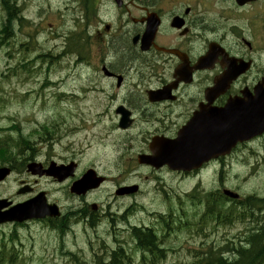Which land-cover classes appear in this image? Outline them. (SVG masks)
Here are the masks:
<instances>
[{"label": "rangeland", "instance_id": "rangeland-1", "mask_svg": "<svg viewBox=\"0 0 264 264\" xmlns=\"http://www.w3.org/2000/svg\"><path fill=\"white\" fill-rule=\"evenodd\" d=\"M22 1L25 14L34 22L27 28L18 26L17 33L15 27L16 38L13 37L0 50V129L4 130H0V136L17 140L24 135L30 139L32 149L18 155L16 150L20 145L12 148L14 157H18L16 169L0 183V197L22 202L45 190L49 191L51 200L59 199L63 206L80 205L78 199L68 198L52 179L28 173L20 163L22 157L46 163L50 159L58 162L74 160L78 163L76 178L87 169L95 168L112 176L114 186L121 181H136L137 177L132 175L138 171L130 166L129 160L136 156L144 143L135 132L130 135L116 127L118 115L116 102L111 100L114 94L112 84L103 79L99 70L93 72L83 68L82 59L76 60V54L63 53L67 36L82 30L80 0ZM39 10H43V21L35 19L40 15ZM13 40L12 55L8 58L4 51ZM27 40L30 46H26ZM138 67V63L135 64L129 74L135 85L123 88L119 96L127 90L138 93L143 86L156 80L152 72L149 74L144 68L143 77L138 76ZM91 88L96 89L92 91ZM63 92L65 94H61ZM14 126H19L21 131L12 129ZM253 147V152L246 149L231 157L225 170L203 171L194 181L167 173L142 180L143 190L133 199H116L112 184H107L108 189L104 187L91 199L103 201L105 208L110 206L112 213H117L119 226L108 224L98 233L89 228L82 231L78 227L77 231H70L62 237L43 223L17 228L10 224L2 226L0 249L5 243L7 253L4 260L0 258V264H95L97 257L108 260L111 250L106 249L117 247L118 240L129 235L128 228L120 223L121 217L127 213L131 223L153 225L162 224L161 213L166 217L172 210L173 224L189 222L193 225L174 229L177 235L168 242L175 244V248L169 250L166 259L159 264H192L209 248L220 249L224 239L238 243L247 236V228L257 224L251 223L253 210L247 208L248 197H264V138L253 143ZM21 180L28 182L33 191L18 194ZM224 187L240 193L243 204L224 198L220 201V208H229L226 220L231 214L230 209H236L235 214H231V221L225 223L212 218L199 225L207 208L208 194L214 193L210 197L213 202L219 200L218 191ZM256 215L264 217V212ZM14 230L17 239L11 241L10 233L13 234ZM11 257L14 258L12 262ZM138 260L136 256L135 262Z\"/></svg>", "mask_w": 264, "mask_h": 264}, {"label": "flooded vegetation", "instance_id": "flooded-vegetation-1", "mask_svg": "<svg viewBox=\"0 0 264 264\" xmlns=\"http://www.w3.org/2000/svg\"><path fill=\"white\" fill-rule=\"evenodd\" d=\"M9 9L17 18L14 6ZM14 31L0 34V50ZM14 40L4 51L8 58ZM82 61L101 64L103 79L114 89L118 119L120 107L130 112L129 127L121 129L118 122L116 127L143 139L130 159L139 181L161 173L188 177L195 171L173 170L157 160L140 163L138 156L163 153L166 141L184 137L195 140L196 153H205L228 133L231 109L226 108L232 100L243 106L233 107V115L256 114L264 91V0H82ZM137 63L138 76L145 69L156 80L119 96L135 85L129 74ZM150 90L158 91L155 99ZM85 201L79 210L82 227L98 231L103 220Z\"/></svg>", "mask_w": 264, "mask_h": 264}, {"label": "trees", "instance_id": "trees-1", "mask_svg": "<svg viewBox=\"0 0 264 264\" xmlns=\"http://www.w3.org/2000/svg\"><path fill=\"white\" fill-rule=\"evenodd\" d=\"M6 7L11 19V16L14 15L13 11L9 9L10 6H8L7 3ZM15 11L17 12L16 8ZM9 28L10 22L4 26L0 34H3L4 32L6 33ZM72 48L79 51L80 43L74 42ZM12 129L20 130V127L14 126ZM21 136L22 138L19 139L18 143H12L13 140L10 136H5V140L0 138V140L4 142L3 144H0V156H5V161L17 160L18 157L15 158V153H12L13 147L20 145V148H17L19 150L16 152L19 155L23 154V151L32 149L29 145L30 139L24 135ZM26 145L27 147L25 148ZM26 160V157H22L23 166L25 165ZM217 206V200L214 202L212 201L211 208H208L206 218L209 219L211 217L216 221L220 219L225 223L230 222L235 211L232 210V215L229 214V219L226 220L227 216L220 214V210L217 209ZM129 215L130 214L127 213L121 218V221L127 226L129 231V243L126 244L129 246L126 247V245H122V242H118L119 244L116 249L109 254L108 260H104L102 257H97L95 264H157L158 260L164 257L166 258L168 252L167 249H162L159 244L154 242V238L158 239L159 237L158 232L156 231L158 229L155 227L145 228L144 226H137V224L130 222ZM55 224V227L59 228L61 232L63 231L64 226L66 227L64 218L62 220H56ZM170 226L171 220L168 217L164 218L162 221V230L164 231V234ZM182 226L183 228H191L193 225L186 222ZM14 238L17 239L15 233L12 234L11 241H13ZM233 243L234 241L229 239L222 240L220 249L209 248L204 252L203 256L200 257V260L194 261L192 264H264V227L255 230L252 229L247 233V236L244 239L239 240L236 244ZM226 244L228 245L226 246ZM6 250V244L3 243L0 249V254H6ZM136 256L139 258L137 262H135Z\"/></svg>", "mask_w": 264, "mask_h": 264}, {"label": "water", "instance_id": "water-1", "mask_svg": "<svg viewBox=\"0 0 264 264\" xmlns=\"http://www.w3.org/2000/svg\"><path fill=\"white\" fill-rule=\"evenodd\" d=\"M262 119H264V112ZM246 123V119L244 120V124ZM255 122H247L246 124H253ZM233 135L226 137V143H228ZM235 140V139H234ZM179 147V146H178ZM190 156L191 158H195L196 156L189 155V154H182L179 156V159L176 161L177 168H181L182 166L189 164L190 167L193 166V162L185 161V158ZM215 155H210V157H213ZM208 157V158H210ZM145 161V158L144 160ZM188 167V168H190ZM76 168L75 164H71L69 166L61 165L59 167L57 166H51L47 170L42 169V165L38 163H31L28 165V170L31 171L33 174H39L40 176L46 174V175H52L54 177H57L59 180H64L66 177L73 175V172ZM10 172V169L8 168H0V181L4 179ZM102 181L101 178L95 179L94 172H88L83 178L78 180L74 183L72 187V191L80 193L90 187H97L100 182ZM28 188L25 187L21 189L20 192L27 191ZM130 190V189H127ZM124 192V191H121ZM226 194L236 197L237 195L226 191ZM12 204L11 201H8L7 199H0V223L8 222V221H24L27 219L32 218H43L47 215H58L59 210L56 205H50L47 203L45 193L42 192L35 198L26 201L25 203L18 204L15 206L8 208ZM5 209V210H4Z\"/></svg>", "mask_w": 264, "mask_h": 264}, {"label": "bare ground", "instance_id": "bare-ground-1", "mask_svg": "<svg viewBox=\"0 0 264 264\" xmlns=\"http://www.w3.org/2000/svg\"><path fill=\"white\" fill-rule=\"evenodd\" d=\"M252 204H253V207H254V210H255V214H254L253 217H252L251 223L253 224V223H258V222H260V221H264V217H262V216H257V215H256L258 212H264V207H260V206L258 205V202H257V201H253ZM261 227H264V223H263L260 227H258V229L261 228ZM252 229L255 230V229H257V227H252V226H251V227H248V228H247L248 232L251 231ZM224 240H226V239H224ZM224 240H223V241H224ZM229 240H230V239H229ZM232 241H234L233 244H236V243H237L235 240H232Z\"/></svg>", "mask_w": 264, "mask_h": 264}]
</instances>
